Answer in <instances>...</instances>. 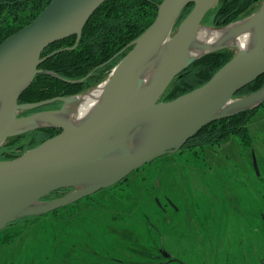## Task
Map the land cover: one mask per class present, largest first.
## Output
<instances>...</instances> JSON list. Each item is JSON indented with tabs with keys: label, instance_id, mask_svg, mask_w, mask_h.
<instances>
[{
	"label": "water",
	"instance_id": "obj_1",
	"mask_svg": "<svg viewBox=\"0 0 264 264\" xmlns=\"http://www.w3.org/2000/svg\"><path fill=\"white\" fill-rule=\"evenodd\" d=\"M105 1L52 0L34 21L0 44V101L3 103L0 147L8 138L37 128L61 129L59 134L21 156L0 160V231L20 218L50 213L111 187L155 159L178 152L208 124L264 102V87L235 97L264 74V0L252 15L222 26L252 20L251 24L256 26L252 49L231 46L237 53L208 82L173 100L162 101L173 80L200 57L192 55L191 47L198 40L207 14L219 1L163 0L154 22L113 68L105 81L101 103L88 120L74 124L57 117L69 112V105L80 101L86 93L20 103L21 95L37 74L45 72L60 77L41 69L40 65L57 53L75 49L90 17ZM189 4H194L193 9L174 32ZM240 31L235 34L245 29ZM70 36H76L73 47L61 48L43 57L49 45ZM165 42L169 43L167 59L155 79L145 85L138 74ZM229 47H215L208 52ZM56 101L63 102L61 108L19 115ZM231 102H234L233 108L223 111ZM243 103L247 107L237 108ZM35 119H47L51 123L31 127ZM142 123L150 127L144 142L133 151L129 132L133 126L141 129ZM255 166L259 173L256 162ZM84 183L90 185L83 187ZM74 187L77 188L63 197L44 200L55 191ZM35 204L42 206L34 207ZM164 254L169 255L165 251Z\"/></svg>",
	"mask_w": 264,
	"mask_h": 264
},
{
	"label": "rangeland",
	"instance_id": "obj_2",
	"mask_svg": "<svg viewBox=\"0 0 264 264\" xmlns=\"http://www.w3.org/2000/svg\"><path fill=\"white\" fill-rule=\"evenodd\" d=\"M209 26L198 39L215 31ZM250 130L252 147L237 136L185 147L111 187L14 221L0 231V264H264V103ZM167 197L179 211L164 213Z\"/></svg>",
	"mask_w": 264,
	"mask_h": 264
},
{
	"label": "trees",
	"instance_id": "obj_3",
	"mask_svg": "<svg viewBox=\"0 0 264 264\" xmlns=\"http://www.w3.org/2000/svg\"><path fill=\"white\" fill-rule=\"evenodd\" d=\"M51 1L0 0V44L34 21ZM162 1H105L90 17L75 49L57 53L40 65L41 69L53 71L60 77L45 72L37 74L31 86L21 95L19 102L32 103L58 96H76L106 80L118 62L132 49L134 41L154 22ZM262 1L219 0L204 21L216 27L228 25L252 15ZM193 7L194 4H189L184 9L177 27ZM75 43L76 36L56 41L44 50L43 57L61 48L73 47ZM235 53L232 48H222L196 59L173 80L162 101L173 100L204 85ZM81 79L84 80L79 81ZM263 87L264 74L245 86L235 97L251 94ZM61 105L62 102L57 101L39 109L59 108ZM259 107L208 124L191 138L185 147L222 144L232 136H237L245 147H252L254 139L250 122ZM60 132L61 129L56 127H41L11 137L9 142L0 147V160L17 158ZM63 191L64 189L55 191L44 200L55 199L62 195Z\"/></svg>",
	"mask_w": 264,
	"mask_h": 264
},
{
	"label": "bare ground",
	"instance_id": "obj_4",
	"mask_svg": "<svg viewBox=\"0 0 264 264\" xmlns=\"http://www.w3.org/2000/svg\"><path fill=\"white\" fill-rule=\"evenodd\" d=\"M252 20L248 19L239 24L229 25L227 27L217 28L210 27L208 29H215L214 32L207 33L204 32V37L196 40L192 47L191 53L193 56H201L206 53L211 48L222 47V46H234L240 45L244 49H252L255 46L254 35L256 33L255 24H251ZM254 25V26H253ZM242 28L245 29V32L235 34V32L240 31ZM247 28V29H246ZM222 31V32H221ZM221 32V33H219ZM213 34V35H212ZM169 53V43L165 42L159 50L153 55V57L149 60V62L143 67V69L138 74L140 80L144 81L145 85L150 84L156 77L158 71L161 66L167 59ZM106 88V82L102 83L100 86L91 90L90 92L82 95L79 100L81 101L79 109L75 113L63 112L57 114L59 119L64 121L72 122L74 124H81L89 119V117L97 110L98 106L101 103L104 91ZM233 103H229L223 111L231 110L233 108ZM2 101H0V110L2 108ZM247 107L246 104H240L237 108ZM51 121L47 119H35L31 123L32 126L37 125H46L50 124ZM136 126H133L130 129V137H131V147L133 151L137 150L142 142H144L146 138V134L149 130V125L146 123H142L141 129H135ZM90 183H84L83 187H88ZM42 206L41 204H35L34 207Z\"/></svg>",
	"mask_w": 264,
	"mask_h": 264
},
{
	"label": "flooded vegetation",
	"instance_id": "obj_5",
	"mask_svg": "<svg viewBox=\"0 0 264 264\" xmlns=\"http://www.w3.org/2000/svg\"><path fill=\"white\" fill-rule=\"evenodd\" d=\"M219 2V1H218ZM260 8V5H259V7H258V9ZM257 9V10H258ZM256 10V11H257ZM255 11V12H256ZM51 54V53H50ZM50 58V57H49ZM258 91V90H257ZM256 92V91H255ZM254 93V92H253ZM244 96H246V95H244ZM241 97V96H240ZM57 102V101H56ZM56 102H54V103H56ZM62 102V101H61ZM264 103V102H263ZM263 103L261 104V105H263ZM53 104V103H52ZM62 104H63V102H62ZM50 105V104H49ZM260 105V106H261ZM62 106V105H61ZM59 108H61V107H59ZM59 108H45V109H39V110H36V111H34V112H37V111H41V110H54V109H59ZM34 112H31V113H27L26 115H29V114H32V113H34ZM20 116H25V115H20ZM185 147V146H184ZM183 147V148H184ZM182 148V149H183ZM181 149V150H182ZM180 151V150H179ZM72 190H74V188H65L64 189V193L66 192V194H68L69 192H71ZM57 198V197H56ZM159 202V201H158ZM159 204H160V206H161V208L163 209V211H164V213H168L169 211H171V208L172 209H174L175 208V210H180L179 208H178V206H176V204L174 203V200L172 199V198H170V197H167L166 199H165V202H159ZM163 253H164V251H162ZM166 252V251H165ZM169 254V253H168ZM165 255V254H164ZM166 256V255H165ZM167 258H169L170 256L168 255V256H166ZM176 260V262H178L179 264L181 263V264H184V262L181 260V259H175Z\"/></svg>",
	"mask_w": 264,
	"mask_h": 264
}]
</instances>
